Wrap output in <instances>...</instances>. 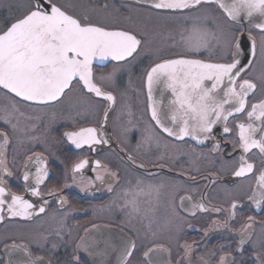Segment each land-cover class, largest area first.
<instances>
[{
    "label": "flooded vegetation",
    "instance_id": "af4514ba",
    "mask_svg": "<svg viewBox=\"0 0 264 264\" xmlns=\"http://www.w3.org/2000/svg\"><path fill=\"white\" fill-rule=\"evenodd\" d=\"M60 2L74 4L76 12L86 13L94 22L135 32L142 39V44L135 59L130 58L129 63L123 65L117 73L115 87L111 89L116 100L110 113L111 118L105 125V138L111 137L108 145H95V152L87 145L77 149L64 136L65 132L81 127L98 126L97 121L103 117V107L94 115L86 106L81 105V95L75 88L61 102L46 107L19 105L23 115L17 113L18 120H13L17 124L16 131L0 122V131L8 132L10 139V144L5 148V159L13 175L5 176L7 187L10 192L36 205L31 219L2 214L0 264L9 259L13 264H25L27 260L37 257L42 258L44 264H119L120 249L126 238L137 240L138 247L132 257V264H149L143 253L154 245H162L167 250L151 253L149 259L152 264H177V261L192 264L198 262L200 256L208 258L214 251L216 256L211 258V264H216L219 257L225 254L220 251L221 245L225 246V251L232 253L237 264H258L257 256L264 259V204L257 208L249 200L253 195L256 176L261 170L256 150L248 157V162L256 165L255 175L234 178L232 171L238 167V159L235 162L225 161L222 158L223 150H212L216 143L214 140L197 145L189 138H185L186 142L174 141L165 134L159 147L155 144L137 147L150 121L144 70L162 59L174 58L181 51L172 46V40L168 37L185 26L184 19L171 17L152 9L148 4L131 0H82L80 7L74 0ZM26 3L27 0H0V26L20 15ZM202 11H206L210 17H219L215 8ZM220 22H223L222 18ZM249 27L248 22L244 21L241 32L246 44ZM252 35L256 39L257 57L245 78L252 79L257 88L254 95L250 94L249 106L264 99L261 37L255 28H252ZM212 51L215 55L211 62H216V58L223 53L215 48ZM208 56L209 53L205 52L203 56L194 58L205 59ZM114 63L109 61L106 66H94V71L98 77L107 75L112 71ZM153 96L156 100H162L165 106L170 98L167 92L162 97L160 89L155 90ZM99 101L100 98H93V102ZM106 103L103 102L104 106ZM237 122L233 120L231 124ZM123 128L129 129L125 143H121L122 138L118 139ZM219 130L216 128V132ZM33 137L39 139L33 140ZM174 144L178 147H173ZM221 144L226 145L227 141H221ZM227 146L230 150V145ZM35 154H43L47 158L49 172L45 183L40 186L41 197H32L25 192L22 179L25 171L35 173V163L25 167L28 158ZM129 155L133 156L136 164H144V167H136L128 160ZM161 155L165 157L161 161L163 168L153 163ZM82 159L100 160L110 172L117 173V177L101 173L105 176L104 182L95 181L97 173L93 171V165L89 164L76 173L78 183L74 184L71 168ZM89 180L95 183L88 184ZM138 180L142 181L139 187ZM213 180L215 183H212ZM109 185L113 188L111 192L108 191ZM49 190L55 191L57 195L49 196ZM125 192L129 194L125 196ZM59 196L67 201L63 207L57 203ZM188 196L192 199H185L181 204V197ZM132 199L136 200L139 212L129 217L132 206H123L126 200ZM44 200L49 201L46 212L38 213ZM233 200L243 207H238L235 217L228 220V228L217 230L211 227L213 220L223 222L229 217ZM198 203H203L208 209L222 208L224 211L204 212L193 208ZM248 217L253 218L249 229L252 235L243 246V251L237 252L235 241L240 236L235 230L248 222ZM93 225L96 227L93 228ZM13 242L26 246L31 256L21 250L6 252L5 245ZM81 243L89 245L87 251L84 247L78 248ZM184 244L192 246V253L187 258L181 248ZM75 257L79 260H75Z\"/></svg>",
    "mask_w": 264,
    "mask_h": 264
},
{
    "label": "snow or ice",
    "instance_id": "6c2138e0",
    "mask_svg": "<svg viewBox=\"0 0 264 264\" xmlns=\"http://www.w3.org/2000/svg\"><path fill=\"white\" fill-rule=\"evenodd\" d=\"M147 2L152 9L171 17H182L186 23L168 37L172 40V46L180 48L181 51L176 53L174 58L162 59L144 70L150 121L144 128L137 147L153 144L159 147L165 134L174 141H185V138H189L197 145L214 140L216 143L213 144L212 150H223L222 158L225 161L235 162L238 159V167L232 171L234 178L255 175L256 165L249 163L248 157L256 150L260 157L261 170L256 176V183L252 188L253 195L249 200L260 208L264 204V99L249 106L250 94L254 95L257 84L245 76L257 57L256 39L252 35V28L259 31L260 54L264 57V0ZM75 7L74 4H64L60 0H27L20 15L0 26V122L16 131L17 124H14L13 120H18L17 113L23 115L19 105L46 107L61 102L68 92L75 88L81 95V105L86 106L94 115L103 107V117L97 121L98 126L81 127L65 132L64 136L77 149L87 145L95 152V145L110 143L111 137L105 138V125L111 118L110 113L116 100L111 89L115 87L117 73L123 65L139 54L142 39L133 31L110 28L94 22L86 13L76 12ZM210 8H215L219 17H210L206 11H202ZM244 21L250 25L247 29V44L241 32ZM238 32L241 34L238 35ZM214 48L220 49L223 54L216 58V62H211L215 55L212 51ZM205 52L209 53L207 58H194L203 56ZM106 61L115 62L113 69L107 75L98 77L94 66H106ZM157 89H160L162 97L165 92L170 94L166 106L162 100L154 99L153 92ZM94 97L100 98V101L93 102ZM103 102H107L106 106ZM233 120L238 122L231 124ZM217 126H220L219 132H216ZM128 131V128L121 130V137H118L122 138L121 143L126 142ZM221 141H227V144L222 146ZM9 144L8 132L0 131V212H3L6 206L9 217L31 219L36 205L23 196L10 192L7 187L5 176L13 175L5 159V148ZM227 145H230V150ZM173 147L178 146L174 144ZM127 158L136 167H144V164H136L133 156L129 155ZM164 159L161 155L153 163L163 168L161 161ZM29 163H35L37 167L35 173L24 172V190L32 197H41L40 186L49 176L47 158L43 154H35L26 161V168ZM89 164L93 165V171L97 173L95 181L104 182L105 176L101 173L117 177V173L110 172L100 160L82 159L71 168L74 184L78 183L76 173ZM95 181L89 180L88 184H94ZM212 183H215V180ZM140 184L142 181L138 180L137 187ZM83 190L82 188L81 191ZM108 191H113L111 185L108 186ZM128 194L125 192V196ZM48 195L55 196L57 193L49 190ZM185 199L191 200L192 197H181V204ZM57 203L63 207L67 201L63 196H59ZM48 204L49 201L44 200L38 208V213H45ZM129 205L132 206L129 217L139 212L135 199L126 200L123 207L127 208ZM238 207L243 205L233 200L229 217L223 222L213 220L211 227L217 230L228 228V220L235 217ZM193 208L204 212L224 211L222 208L208 209L203 203L195 204ZM192 214L195 215V212ZM176 215H179L178 211ZM3 219L4 216L0 215V220ZM252 219L248 217V222L235 230L240 236L239 240L235 241L237 252L243 251V246L250 241L252 234L249 229L252 227ZM95 227L96 225H93V228ZM207 234L206 231L205 235ZM83 239L82 237L81 240ZM79 247H84L87 251L89 245L81 243L78 244ZM137 247L136 239L126 238L120 249L119 264H132ZM181 248L185 251V258L192 253V246L189 244L181 245ZM161 249L162 245H154L148 248L143 256L152 264L150 254ZM14 250L24 251L26 255L31 256L24 245L15 242L5 245L6 252L11 253ZM220 251L225 254L219 257L216 264H237L235 258H232V253L225 251L224 245H221ZM215 256L214 251L208 258L200 256L198 262L192 264H211V258ZM74 259L79 260L78 257ZM257 261L258 264H264V259L259 256ZM3 264L13 262L9 259ZM25 264L44 262L42 258L37 257L27 260ZM177 264L181 262L177 261Z\"/></svg>",
    "mask_w": 264,
    "mask_h": 264
},
{
    "label": "water",
    "instance_id": "95a60500",
    "mask_svg": "<svg viewBox=\"0 0 264 264\" xmlns=\"http://www.w3.org/2000/svg\"><path fill=\"white\" fill-rule=\"evenodd\" d=\"M131 1H135V2H138V3H144V4H148L149 5V3L147 2V0H131ZM253 23H254V21H253ZM109 61H106V62H104V64L106 65V63H108ZM247 61L245 60L244 61V63H246ZM95 66H102V65H100V64H97V65H95ZM146 92H147V95H148V91H147V87H146ZM217 128H220V126H217ZM2 214H7V209H6V206H5V210L3 211V212H0V215H2Z\"/></svg>",
    "mask_w": 264,
    "mask_h": 264
},
{
    "label": "rangeland",
    "instance_id": "374dc122",
    "mask_svg": "<svg viewBox=\"0 0 264 264\" xmlns=\"http://www.w3.org/2000/svg\"><path fill=\"white\" fill-rule=\"evenodd\" d=\"M74 3L78 5L79 7L82 6L80 3H82V0H74Z\"/></svg>",
    "mask_w": 264,
    "mask_h": 264
}]
</instances>
